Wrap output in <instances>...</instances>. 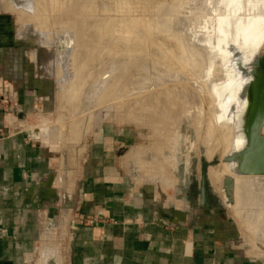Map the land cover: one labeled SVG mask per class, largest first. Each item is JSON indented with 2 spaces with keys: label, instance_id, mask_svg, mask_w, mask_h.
I'll list each match as a JSON object with an SVG mask.
<instances>
[{
  "label": "rangeland",
  "instance_id": "rangeland-1",
  "mask_svg": "<svg viewBox=\"0 0 264 264\" xmlns=\"http://www.w3.org/2000/svg\"><path fill=\"white\" fill-rule=\"evenodd\" d=\"M15 1L22 8V12H24V15L26 14L25 18L28 23V27H30L28 30V34H29V38H32V40L31 39L19 40L16 38V28H17L16 26L18 22L17 19L19 17L18 14L16 15V13L15 14L5 13L2 10H0V15L2 16L5 15L10 20V24H9L10 32L8 38L10 44L12 43L16 45L18 49L22 52V54L25 56L26 61L28 63H31L35 67V70L38 75L37 77H44L45 79L51 82V86L53 88V99L51 105L52 107L49 106L51 109L50 111H47L49 115H45L47 113H45L44 111L41 114L31 111L28 113L30 116L28 120L29 123L28 125H29V129L35 130L37 134V138L42 144L41 145L39 143V145L42 147L43 151L46 150L47 153L46 155L52 159L55 167L56 178L59 171L58 161H56V159L62 158V155L63 156L68 155L69 153L68 148L72 151L71 152L72 154L76 152V158L74 154L75 160H73L72 163L67 161L70 164L68 166L69 167L71 166L70 167L71 169L74 166L73 163L77 162L78 164L77 170L71 171L72 173L68 175L70 180L69 182L71 183L69 190H71L73 179L76 177L78 173V170L82 163V158L84 156V150L86 148L87 142L91 137L92 132L96 130V128L98 129L100 126L110 125L115 128L129 131L132 134V142L134 144L133 145L134 147L126 155V161L130 164V166H132L133 177H138L140 175L139 161L136 158L138 154L134 156V154L137 151L140 153L143 152L146 153L147 151L149 153L154 152V157H151V159L155 158L153 160V163L155 165L158 164L157 161L163 162L162 165L164 167L162 169V172H160L159 169L154 165L152 172L144 173L143 174L144 176L139 177L135 181L136 185L141 186L144 184L145 181L150 182V178L154 176V173L158 171L159 173H161V175H165V178H163L164 176H161L162 178H160V180L158 179L155 182H152L151 180V183L154 184V189L156 190V192L163 191V189L164 190L167 189L169 190L168 193H171L173 191L178 193L180 192L181 185L188 184L192 180H195L196 183L197 181L199 182L200 162L203 161V156H204L207 162H211L213 160L215 161L214 163L215 165L209 166L207 169L208 179L213 187L212 189L215 191V193H217V195L220 198L222 197L223 199L224 195H222L223 193L221 191V185H222V179L226 175L220 177V180H214L213 182V180L210 178V171H214V172L223 171L222 169L224 168V166L221 167V164L225 165V163L222 161V159L226 157L229 153H231V151H233V149L235 148V146H233V142L235 140V130L233 128L234 125L232 124V122L224 118L223 111L220 109V106H216L217 104L216 102H214V97L213 98L210 97L208 91L210 90L211 92L212 86L215 83L219 82L220 79L223 77L222 74L228 73L226 71H229L230 73H233L235 75V73L228 66V62L231 57L230 56L231 53L229 51V46L231 43L235 45L242 52L241 54L245 56V59L247 61H250V59L255 55L259 56L264 54V35L261 36L262 34L259 33L261 29L264 27L263 4H258V5H256L255 3L246 4L244 2L237 4V3H233L235 0H233L231 3H228L230 0H219V1L213 0L214 2L212 1V3L208 5L206 3L199 4V1L197 2L198 4L196 3L195 5L192 4L193 0H87V2L86 0H43L42 8L39 11H37L34 8L33 0H12V2ZM1 5L2 4L0 0V9H1ZM248 11L251 12L248 13ZM250 14L253 15L249 16ZM246 16L250 17V20L248 21L250 25L256 21V23L252 28L253 34L248 35L247 33H245L248 28H246V26H243L245 32L240 30L238 34H235V36H232L231 38H228L229 40L223 42L222 39H224L227 36V34L231 32V29L233 27H239L238 21L244 20L245 18H247ZM148 25L150 28V32L148 31L149 29ZM192 33L197 34L196 35L197 37L196 39L194 38L195 39L194 42L187 43L186 36L187 34H192ZM151 34L154 38H152ZM156 37L159 39H157ZM161 37L165 39L163 40L165 41V43L162 42ZM155 38L159 42H157ZM152 39H154L155 42L152 41ZM221 43L224 44L222 45ZM167 44H170L169 46L171 47H169ZM91 46L92 48H90ZM177 46H179V48H177ZM95 47H96V51H95ZM166 47L167 48L169 47V49H167ZM179 49H181L182 51H179ZM108 55H110L111 57ZM120 55L122 57L123 56L128 57L129 60L120 59L121 61L119 62V60L116 59L114 61L115 59L114 57L115 56L120 57ZM172 56L174 57L177 56V57L173 58L174 59L173 60ZM146 57L147 58L149 57L148 58L149 60ZM106 59L107 61L105 62ZM110 59L111 61L113 60L112 61L114 62L113 65H111L112 62L108 61ZM210 59L214 60V65H215L213 66V68L210 69L211 71L208 70L206 66V61ZM68 61H71L70 65H68ZM116 61L119 64H117ZM122 61L123 63H126L127 61L130 63L133 61L134 62L138 61L137 63H134L135 66L131 64V66L133 65L132 66L133 69L131 67H128L130 66L129 65L130 63L127 62V64H125L127 68H125V65L123 66L124 70L125 69L130 70V68H131L130 71H134V69L136 72L141 70L140 71L141 74L139 73L140 79H137L139 78V76L136 78L137 79L136 83H138L135 85V87L137 86L136 87L137 92H135L136 91L135 87H134L135 90H132V94L131 91L125 89L127 90V92L123 91L124 92L123 94L120 93L122 96L120 95L121 97L118 98L121 99L117 101L118 103L119 101H122V99L123 102H125L124 108L126 112L127 109H129V107H132V109L135 107L139 109L143 108V106H145L146 104V100L151 99L150 94L153 93L154 91L157 92L158 90L161 91V89L164 88L168 89L169 87H172L170 89H172V93L174 94L172 95L165 94V97H163L165 100L161 97L159 101H161L162 103H164L165 101L164 103L165 105H163L164 106L163 108L165 107L167 108L166 105H168L167 110L173 109L172 111H170L172 114L169 115V113H167L168 119H172V118L178 119L174 121L172 120V123L178 124L177 127L179 129H177V131L179 135L178 134L177 135L179 138L177 137V140L180 141L181 143L179 144V146L177 145L176 146L177 148L175 147V149L173 150V152H175L174 154L170 153L169 151L170 145H167V143H165L166 132L164 130H162L157 125H155L156 128H158L155 129L158 131H154L155 132L154 134L153 129L149 127L146 128L144 126L145 124H141L139 126L127 120L124 122L119 121V119L123 117L122 114L125 113L124 112L125 110L123 112L121 110H119V112H116L114 109L115 104H113L112 102L109 103L108 105L105 104L106 106L101 105L102 107L101 106L98 107L99 105H95L93 108H91V110L89 109L90 111L89 112L85 107L87 102L84 101V103H82L81 105L82 109L79 110V113L77 115H74L72 113L73 110H75L76 105L79 103V98L82 97H84V99L89 98L90 88L91 89L94 88L92 90H95V88H97L96 86L98 83L100 84V88L106 85L109 77L112 76L110 73H112L116 65L119 66L116 68L121 69ZM170 61L174 63L177 62L179 66L175 67L177 64H173ZM42 62L45 63L43 64ZM154 62L156 63L157 67H155L156 69H154L152 72V68L154 67L153 64H155ZM76 63L79 66L82 67L84 66L87 69L86 77L83 78V81L81 82L82 84L79 87L80 91L86 89L87 94L83 96H81L80 94L75 95V92L74 93L72 92L73 90L72 78L68 74V71L70 69H73L74 64ZM180 63H181V68L183 67L184 70H187V67H189L188 68L189 72L191 69L193 70L192 73L193 78L191 75L192 71L190 72V74L188 73L191 77V79L190 77H188L190 80H188V78L183 77L186 75L188 76V74H186L188 71L184 72L185 75L184 73H182L181 75L176 74L179 73V71H177V68L178 70L180 69ZM182 63L184 66H182ZM101 64L103 66H101ZM104 64L111 67H104ZM136 64H138V67H136ZM161 64H163L162 65L163 67L161 66ZM168 64L170 66H168ZM140 65L141 67L144 66L142 67V69L144 70L139 69ZM33 66H31V68ZM44 66L47 67L45 68ZM97 66L99 68H97ZM160 67H162V70L160 69ZM165 67L167 68V70H165L166 69ZM170 67L172 70L174 67L176 68V69L174 68L175 71L173 70L175 75L173 74L172 70L170 71ZM108 68H113V69L110 70L111 71L110 72ZM157 68H159L161 71L159 69L157 70ZM119 69H117L118 72L121 71ZM106 70L110 73L107 74ZM128 70L127 72H129ZM155 70L156 72L158 71L157 74L156 72H154ZM55 71H57V73ZM117 71L116 72L113 71L114 73L112 78L114 77L115 73H118ZM159 71L163 73L161 74ZM206 71L208 72L209 75L207 76L209 77L205 76ZM209 71L211 74L209 73ZM136 72H132V73L135 74ZM164 73L165 74L169 73L168 76L170 77L166 76ZM92 74L94 76H92ZM161 75L164 76L161 77ZM130 77H132V75ZM205 77H207V79H205ZM90 78L92 79L94 78V83H92L93 81H91ZM158 78L161 80H159ZM194 78H197V80H192ZM136 79H134V82L136 81ZM177 79L181 82L177 81ZM88 82H90V85L88 84ZM130 82L128 83L129 87L133 85V81ZM125 83L127 84V82ZM92 84H95V86H92ZM185 84L187 85L188 88L186 86H185L186 88L183 87V85ZM192 85L195 87L196 86L198 87L199 85L198 89H196L197 87L196 88L194 87L197 91L193 90L194 88ZM173 87H177V88H173ZM181 88H183L182 89L183 91L185 89L188 90L187 92L189 96H187L186 99L184 98V100L177 99L178 105L174 103L171 104V102H174V100L176 99V96L173 95H175L176 92L178 91L182 92ZM173 90L175 92H173ZM186 90L185 93H187ZM96 91L97 89L94 91V93ZM128 91L130 92V94H128L129 93ZM125 92L127 93L128 97L127 95H125L126 94ZM156 94L157 93H155L154 95ZM132 95L133 96L135 95L134 97L136 98L138 97L137 98L138 100H136L134 97L132 98L131 97ZM125 96L126 99L124 98ZM167 96H169L170 100L172 101L168 99L166 100ZM156 97L158 98L159 96L156 95ZM194 98H195V102L197 99L198 103L197 102L196 103L198 105L194 103ZM63 99L65 101V104H67L66 107L62 104ZM134 101H138V102H136L135 104ZM12 103L13 102H11V104H6L7 110H9L10 105L13 106ZM181 103L184 106L181 105ZM189 103L190 104L192 103L190 106L197 105L198 107L197 106L195 107L197 110L195 111L188 110L189 105L187 104ZM174 106H176V111L174 110L175 109ZM156 107L157 106H153L155 110L160 109L159 106L157 107V109ZM177 109L178 110L182 109L183 111L184 109H187L185 111L187 114L190 113L189 117H184L180 115L178 116L179 113L177 112ZM8 112L10 113V111ZM42 118H45L47 120V123L45 125H42L43 127L40 125ZM76 120H80L79 127H77L78 129L74 128L73 126L74 125L73 123L76 122ZM207 124L213 125L212 127L213 128L215 127L217 129V131L215 129V133H214L216 135H213L214 137H212L214 140L217 137V135L218 136L220 135L219 133L224 129V127L229 131L228 132L225 129L223 130L224 132H221L223 135L222 134H221L222 136L220 135L221 138L224 137V135L225 136L229 135L228 149L225 150L224 142H220L218 143V145L214 144L213 141L205 142L208 141L207 139L209 134ZM194 128L196 129L198 128L200 130L199 132L200 133L202 132V136H204L203 143L199 142L198 138L196 137L197 136L195 132L196 130ZM202 128L203 130L201 131ZM48 129H49L48 132L49 134H47L45 138L46 140L44 139L47 143L49 142L52 143V141L55 140L54 142L63 141L65 144L69 143L70 145H67V148L64 151L62 148H59L60 150H54V152L52 153L49 147L46 144H44L40 138L42 132ZM262 129H264V126ZM84 131L85 132L87 131V133H85ZM199 132H197L198 135L200 134ZM84 133L85 136L83 135ZM262 134H264V131H262ZM196 138L198 141L196 140ZM69 139L71 141H68ZM186 146H190L189 147L190 150H188L187 149L188 147ZM222 147L224 150L222 149ZM155 155L157 157H155ZM77 158L78 161H76ZM165 160L167 162H164ZM171 164L173 165V167L171 166ZM130 166L127 168H130ZM69 169L66 170L65 172L68 173L70 171ZM164 169L165 171H163ZM60 170L62 172V169ZM177 182H178V186L175 188ZM155 196H158V193H156ZM233 205L221 209L219 211V215H221L222 217H226L227 223H230V225L235 226L236 237H237V242H236L237 248L244 251V253L248 257H255L256 259H260L258 261L264 263V243H263L264 240L262 239L264 236V215L262 218L263 220L261 219L258 222H256V220H253L255 219L254 217H256L259 214L260 211L251 207V203H248L247 201L246 204L247 208L246 206L243 207L240 216L236 217L237 215L234 216L235 211L233 210L234 209ZM249 205L251 209L248 207ZM252 211L254 215L252 214ZM253 234L255 236H253ZM53 237H55V235H53ZM251 238H253V240ZM248 243L250 244L254 243L253 245L251 244L254 248Z\"/></svg>",
  "mask_w": 264,
  "mask_h": 264
},
{
  "label": "crops",
  "instance_id": "crops-1",
  "mask_svg": "<svg viewBox=\"0 0 264 264\" xmlns=\"http://www.w3.org/2000/svg\"><path fill=\"white\" fill-rule=\"evenodd\" d=\"M9 24L0 15V83L15 88L16 99L7 110L0 95V264H36L48 252L49 264H264L237 248L235 226L198 198L136 185L129 131L96 128L71 190L77 163L56 178L28 125L31 111L49 115L53 88L10 44Z\"/></svg>",
  "mask_w": 264,
  "mask_h": 264
},
{
  "label": "bare ground",
  "instance_id": "bare-ground-1",
  "mask_svg": "<svg viewBox=\"0 0 264 264\" xmlns=\"http://www.w3.org/2000/svg\"><path fill=\"white\" fill-rule=\"evenodd\" d=\"M43 0H33V3H34V8H35V10H37V11H39L41 8H42V6H43V2H42ZM199 1V4L201 3H206L207 5L208 4H211L212 3V1L213 0H193L192 1V4H195L196 5V3ZM219 1V0H218ZM233 0H230L228 3H231ZM42 2V3H41ZM46 2V1H45ZM86 2H87V0H86ZM214 2V1H213ZM241 2H244V3H246V4H250V3H255L256 5H258V4H263L264 5V0H235L233 3H241ZM1 9L0 10H2L3 12H5V13H10V14H15L16 13V15L18 14V22H17V28H16V38L17 39H25V40H32V38H29V34H28V30H29V28L30 27H28V23H27V21H26V18H25V16H26V14L24 15V12H22V8L20 7V5L19 4H17L16 3V1L15 2H12V0H1ZM198 4V3H197ZM203 4V5H204ZM46 6V5H45ZM206 6V5H205ZM119 7V6H118ZM123 9V8H122ZM97 10V9H96ZM28 11V10H27ZM58 11V10H57ZM168 11V10H167ZM152 12V11H151ZM63 13V12H62ZM74 13V12H73ZM112 14V13H111ZM30 15V14H29ZM34 15V14H33ZM114 15V14H113ZM251 15H253V14H251ZM250 15V16H251ZM74 16V15H73ZM81 16V15H80ZM122 16V15H121ZM28 17V16H27ZM36 17V16H35ZM30 21V20H29ZM145 21V20H144ZM74 23V22H73ZM175 23V22H174ZM16 25V24H15ZM89 25V24H88ZM32 26V25H31ZM178 26V25H177ZM128 27V26H127ZM148 28H149V25H148ZM147 28V29H148ZM115 30H117V29H115ZM154 30V29H153ZM235 30V27H233L232 29H231V32H229V34H227V36L224 38V39H222V41L223 42H226V40H229L228 38H231L232 36H235V34H238L236 31H234ZM63 31V30H62ZM148 31L150 32V28L148 29ZM144 33V32H143ZM148 34V33H147ZM261 36H263L264 35V29L262 30V32H261ZM118 35V34H117ZM125 35V34H124ZM130 35V34H129ZM132 35H133V33H132ZM138 35V34H137ZM190 35V36H189ZM197 34H187V43H190V42H194L195 41V39H196V36ZM135 36V35H134ZM133 36V37H134ZM151 36H152V34H151ZM152 38H154L153 36H152ZM157 38V37H156ZM156 38H155V40H156ZM162 38V37H161ZM163 38H164V36H163ZM162 38V42H164L165 43V41H163V40H165V39H163ZM168 38V37H167ZM166 38V39H167ZM195 38V39H194ZM34 39V38H33ZM157 39H159V38H157ZM151 40V39H150ZM155 40L154 39H152V41H154L155 42ZM161 40V39H160ZM168 40V39H167ZM157 41V40H156ZM169 41V40H168ZM170 41H171V39H170ZM99 42H100V40H99ZM157 42H159V41H157ZM161 42V41H160ZM161 42V43H162ZM98 43V42H97ZM222 44V43H221ZM224 44V43H223ZM222 44V45H223ZM168 46L170 45V44H167ZM174 45V44H173ZM177 45V44H176ZM164 46V45H163ZM73 47V46H72ZM139 47V46H138ZM151 47V46H150ZM169 47H171V46H169ZM169 47L167 48V49H169ZM174 47V46H173ZM79 48V47H78ZM88 48V47H87ZM90 48H92V46L90 47ZM177 48H179V46H177ZM100 49V48H99ZM98 49V50H99ZM186 49V48H185ZM203 49H205V48H203ZM203 49H201V50H203ZM95 51H96V47H95ZM117 51V50H116ZM179 51H182L181 49H179ZM180 53V52H179ZM111 54V53H110ZM73 55V54H72ZM99 55H100V53H99ZM172 55V54H171ZM181 55V54H180ZM108 56H110V55H108ZM107 56V57H108ZM175 56V55H174ZM174 56H172V59L173 58H176V57H174ZM178 56H179V54H178ZM93 57V56H92ZM106 57V58H107ZM111 57V56H110ZM143 57V56H142ZM115 59H114V61L116 60V59H118L119 60V62L121 61V60H123V59H125V60H127L128 59V57H125V56H121L120 55V57H118V56H115L114 57ZM144 58V57H143ZM147 58V57H146ZM149 58V57H148ZM147 58V59H148ZM121 59V60H120ZM131 59V58H130ZM140 59V58H139ZM145 59V58H144ZM178 59H179V57H178ZM181 59V58H180ZM92 60H94V59H92ZM117 60V61H118ZM125 60H124V62H125ZM129 60V59H128ZM132 60H134V59H132ZM136 60V59H135ZM149 60V59H148ZM174 60V59H173ZM177 60V59H176ZM182 60V59H181ZM107 61V59L105 60V62ZM108 61H110V62H112L111 61V59L110 60H108ZM116 61V62H117ZM144 61H146V60H144ZM172 61V60H171ZM170 61V62H171ZM109 62V63H110ZM115 62V63H116ZM128 62V61H127ZM127 62L126 63H123V61L121 62V69H119V68H116V67H119V66H117L116 65V71H117V69H119V70H121V71H117L118 73H115V75H114V77L112 78V76H113V73L114 72H116L115 71V68L113 69V68H108V70L110 71V70H112L113 69V71H112V73H110V72H108L107 70V74H111L112 76H110L109 77V79H108V81H107V83H106V85H104V86H102V88H100V84L98 85L96 82V84H97V88H95V90L97 89V91H98V89H99V91L97 92H95L94 93V91L95 90H92V89H94V88H90V90H89V94H90V96H89V98H87V99H84V97H82V98H79V103L76 105V107H75V110H73V114L74 115H77L78 113H79V110L80 109H82V103H84V101H86L87 102V104H86V109L89 111V109L91 110V108H93L95 105H99L98 107H100L101 105H104V106H106V105H108L109 103H113V104H115V111L116 112H119V110H121L122 112L125 110V108H124V104H125V102H123V99H122V101H119V103L117 102L118 100H121V99H118L119 97H121L122 95L120 94V93H124L123 91H126L127 92V90H129V91H131V94H132V90H135V88L137 87H135V85L136 84H138V83H136L137 82V79H140V76H139V73L141 74V70L140 71H135V69H134V71H130L131 70V68L133 69V65H134V63H137L136 61L134 62H128V63H130L129 65L130 66H128V67H131L130 68V70H128V69H123V66L125 65V64H127ZM176 62V61H175ZM183 62V61H182ZM43 63V62H42ZM45 63V62H44ZM43 63V64H44ZM93 63V62H92ZM101 63V62H100ZM108 63V64H109ZM113 63L114 62H112V64L111 65H113ZM122 63H123V65H122ZM155 63V62H154ZM171 63H173V64H177V62L176 63H174V62H171ZM71 64V61H68V65H70ZM106 64V63H105ZM104 64V67H111V66H107V65H105ZM117 64H119L118 62H117ZM131 64H133L132 66H131ZM139 64V63H138ZM138 64H136V67H138ZM141 64V63H140ZM159 64V63H158ZM170 64V63H169ZM168 64V66H170ZM142 65H144V64H142ZM156 65V63L155 64H153V68H152V72H153V70L154 69H156L155 67H157V65ZM160 65V64H159ZM163 64H161V66H162ZM101 66H103L102 64H101ZM100 66V67H101ZM135 66V65H134ZM165 66V65H164ZM175 66V65H174ZM177 66H179L178 64L175 66V67H177ZM182 66H184L183 65V63H182ZM206 66H207V68H208V70H210L211 68H213V66H215L214 65V60L213 59H210V60H207L206 61ZM45 67V66H44ZM47 67V66H46ZM45 67V68H46ZM74 67H75V69H74ZM74 67H73V69H70L69 71H68V74H69V76L72 78V92L74 93L75 92V95L76 94H80L81 96H83V95H85V94H87V92H86V89H83V91H80L79 90V87H80V85L82 84L81 82L83 81V78H85L86 77V71H87V69L83 66H79L77 63L76 64H74ZM136 67H134V68H136ZM142 67H144V66H142ZM142 67H141V65H140V68L139 69H142ZM163 67V66H162ZM162 67H160V69L162 70ZM167 67V66H166ZM165 67V68H166ZM171 67H173V66H171ZM171 67H170V71L172 70L171 69ZM174 67V68H175ZM187 67V66H186ZM185 67V68H186ZM97 68H99L98 66H97ZM125 68H127L126 67V65H125ZM173 68V70L175 71V69ZM188 68L189 67H187V70H184L183 69V67L181 68V63H180V69L178 70V68H177V71H179V73H176V74H182V73H184V72H186V71H188L186 74H190V72H191V75H192V78H193V70L191 69L190 70V72H189V70H188ZM191 68V67H190ZM192 68H193V65H192ZM102 69H103V67H102ZM105 69V68H104ZM138 69V70H139ZM159 68H157V70H158ZM159 69V70H160ZM43 70V69H42ZM56 70V69H55ZM127 70L129 71V72H127ZM142 70H144V69H142ZM160 70V71H161ZM165 70H167V68L165 69ZM172 70V71H173ZM207 70V69H206ZM46 71V70H45ZM159 71V72H160ZM163 71H164V69H163ZM169 71V72H170ZM174 71H173V74H174ZM176 71V72H177ZM211 71V70H210ZM210 71H209V73H210ZM56 73H57V71H55ZM132 72H136L135 74H133ZM154 72H156V70L154 71ZM158 72V71H157ZM157 72H156V74H157ZM194 72H195V69H194ZM217 72V71H216ZM226 72H228V73H225V74H222L223 75V77L220 79V81L219 82H217V83H215L213 86H212V89H211V92H210V90L208 91V93H209V96L210 97H214V102H216V106H220V109L223 111V115H224V106H225V104L227 103H231L232 102V100L234 99V96H235V90L232 88V89H230V87L232 86V84H233V80H234V77H235V75L233 74V73H230L229 71H226ZM49 73V72H48ZM55 73V74H56ZM161 74L163 73V72H160ZM165 73H166V71H165ZM164 73V74H165ZM218 73V72H217ZM124 74H125V76H124ZM155 74V73H154ZM159 74V73H158ZM168 74L169 73H167V74H165L166 76H168ZM171 74H172V72H171ZM188 74V76L186 77V76H183V77H185V78H188V77H190V75ZM195 74V73H194ZM211 74V73H210ZM132 75V77H130ZM160 75V74H159ZM175 75V74H174ZM184 75H185V73H184ZM207 75H209L208 74V72L206 71V74H205V76H207ZM221 75V76H222ZM92 76H94L93 74H92ZM99 76V75H98ZM101 76H102V74H101ZM139 76V78H137ZM164 76V75H163ZM162 75H161V77H163ZM172 76V75H171ZM177 76V75H176ZM152 77V76H151ZM168 77H170V76H168ZM207 77H209V76H207ZM207 77H205V79H207ZM102 78H103V76H102ZM137 78V79H136ZM167 78V77H166ZM174 78V77H173ZM91 79V81H93L92 83H94V78L92 79V78H90ZM134 79H136V81L134 82ZM159 79V78H158ZM163 79V78H162ZM172 79V78H171ZM190 79H191V77H190ZM189 78H188V80H190ZM204 79V80H205ZM104 80V79H103ZM133 81V85L131 86V87H129V85H128V83L130 82V81ZM154 80V79H153ZM159 80H161V79H159ZM192 80H197V78H194V79H192ZM191 80V81H192ZM84 81H86V80H84ZM88 81V80H87ZM90 81V82H91ZM173 81H174V79H173ZM177 81H179L178 79H177ZM187 81V80H186ZM90 82H88V84L90 85ZM125 82H127V84L125 83ZM179 82H181V81H179ZM197 82V81H196ZM104 83V82H103ZM131 83V82H130ZM176 83V82H175ZM187 83H189V82H187ZM85 84V83H84ZM105 84V83H104ZM125 84V85H124ZM132 84V83H131ZM163 84V83H162ZM165 84V83H164ZM126 85H128V86H126ZM160 85V84H159ZM92 86H95V84H92ZM91 86V87H92ZM126 86V87H125ZM157 86V85H156ZM162 86V85H161ZM172 86V85H171ZM175 86V85H174ZM179 86V85H178ZM181 86V85H180ZM187 87V85L185 84V85H183V87ZM193 86V85H192ZM135 87V88H134ZM140 87V86H139ZM185 87V88H186ZM195 86H193V88H194ZM197 87V86H196ZM195 87V88H196ZM203 87V86H202ZM170 88H172V87H169L168 89L166 88H164V89H161V91L160 90H158V91H160V92H155V93H157L156 95H158L159 97L157 98L156 97V95H154L153 93H151V94H153V95H151L150 94V96H151V99L149 100V99H147L146 100V104H145V106H143V108H141V109H139V108H137V107H135V108H133L132 109V107H129V109H127V112H126V110L124 111L125 113H123L122 115H123V117H121V119H119V121H129V122H132V123H134V124H136V125H141V124H145L144 126L146 127V128H151V129H153V132L154 131H158V130H156V129H158V128H156V126L155 125H157L159 128H161L162 130H164L165 132H166V136H165V139H166V141H165V143H167V145H170V153H172V154H174L175 152H173V150L175 149V147L178 145L179 146V144H181L180 143V141H178L177 140V137H178V131H177V129H179L177 126H178V124H174V123H172V120L174 121V120H178L177 118H172V119H168L167 118V113H169V115L170 114H172L170 111H172V110H170V109H168L167 110V108H168V105H166L167 106V108L165 109V108H163L164 106L163 105H165L164 103H165V101H164V103H162L161 101H159L160 100V98L162 97H165V94H167V95H172V94H174V93H172V89H170ZM173 88H177V87H173ZM180 88V87H179ZM184 88V89H185ZM188 88V87H187ZM193 89V90H196V89H198L199 88V85H198V87L196 88V89ZM81 89V88H80ZM125 89H127V90H125ZM183 88H181V91L183 92H176V94L175 95H173V96H176V99L174 100V102H171V104H176V105H178L177 104V99L178 100H184V98L186 99L187 98V96H189L188 95V90H186V92L187 93H185V90L183 91L182 90ZM11 90L13 91V89H12V87H11ZM155 90V89H154ZM128 91V92H129ZM197 91V90H196ZM201 91V90H200ZM229 92V93H227L226 95H225V92ZM125 92V93H126ZM134 92V91H133ZM135 92H137V88H136V91ZM134 92V93H135ZM173 92H175L174 90H173ZM144 93V92H143ZM128 94H130V92L128 93ZM160 94V95H159ZM200 94V93H199ZM121 95V96H120ZM125 95H127V93L125 94ZM136 95V94H135ZM134 95V96H135ZM133 95L131 96L132 98L134 97ZM137 96V95H136ZM149 96V95H148ZM202 96H203V94H202ZM207 96V95H206ZM88 97V96H87ZM127 97H128V95H127ZM125 99H126V96L124 97ZM136 100H138L136 97H134ZM172 98V97H171ZM128 99V98H127ZM130 99V98H129ZM164 99V98H163ZM170 100V98H169V96H167V98H166V100ZM208 99V98H207ZM132 100V99H131ZM165 100V99H164ZM193 100V99H192ZM199 100V99H198ZM203 100V99H202ZM210 100H211V98H210ZM213 100V99H212ZM156 101H158V102H156ZM170 101H172V100H170ZM136 102H138V101H134V103L136 104ZM179 102V101H178ZM196 102L198 103V101H197V99H196ZM195 102V98H194V103H196ZM162 103V104H161ZM168 103H169V101H168ZM196 103V104H197ZM207 103H208V101H207ZM65 107L67 106V104H65V101H64V99H63V103H62ZM106 104V105H105ZM130 104V103H129ZM192 104V103H191ZM190 103L189 104H187V105H189L188 106V110H197L195 107L198 105H192V106H190L191 105ZM126 105H127V102H126ZM131 105V104H130ZM129 105V106H130ZM170 105V104H169ZM181 105H183L182 103H181ZM153 106H159V110L157 109V107H156V109L157 110H155V108H153ZM184 106V105H183ZM102 107V106H101ZM134 107V106H133ZM175 107V111H176V106H174ZM182 107V106H181ZM198 107V106H197ZM96 108V107H95ZM94 108V109H95ZM85 110V109H84ZM185 110H187V109H184V111L181 109V110H178L177 109V112L179 113L178 114V116L180 115V116H184V117H189V114L190 113H186V111ZM193 111V112H194ZM87 112V111H86ZM90 112V111H89ZM92 112H93V109H92ZM114 112V111H113ZM157 112H159V113H157ZM164 113H166V114H164ZM208 113V112H207ZM206 113V114H207ZM116 114H118V113H116ZM115 114V115H116ZM194 114V113H193ZM81 115H83V114H81ZM91 115V114H90ZM121 115V116H122ZM54 116V115H53ZM79 116H80V114H79ZM195 116V115H194ZM206 116V115H205ZM204 116V117H205ZM76 117H78V116H76ZM75 117V118H76ZM160 117V118H159ZM203 117V116H202ZM211 117V116H210ZM157 118H158V120H157ZM169 118H170V116H169ZM179 118H181V117H179ZM200 118V117H199ZM71 119H72V117H71ZM42 121H41V123H40V125L42 126V125H45L46 123H47V120L45 119V118H42L41 119ZM69 120V119H68ZM67 120V121H68ZM194 120H195V118H194ZM204 120V119H203ZM206 120V119H205ZM66 121V122H67ZM79 121L80 120H76V122H74L73 124V126H74V128H76V129H78L77 127H79ZM196 121H197V119H196ZM144 122V123H143ZM201 122H203V121H201ZM205 122V121H204ZM209 122H210V120H209ZM63 123V122H62ZM82 123V122H81ZM90 123V122H89ZM192 123V122H191ZM190 123V124H191ZM7 124L8 125H11L12 124V121L8 118L7 119ZM173 124V125H172ZM212 124V123H211ZM233 124V123H232ZM62 125V124H61ZM197 125V124H196ZM200 125V124H199ZM199 125H198V128H199ZM234 125V124H233ZM64 126V125H63ZM207 128H208V141H205V142H211V141H213L214 142V144H217L218 145V143H220V142H224V144H225V150L226 149H228L229 148V144H228V142H229V135H224V137H222L221 138V136L223 135L221 132H224L223 130H225L226 128L224 127V129L220 132L219 130V134L221 135H219L220 136V138H219V136L217 135V137L215 138V140L212 138V137H214L213 135H216V134H214L215 133V127L213 128L212 126L213 125H210V124H207ZM43 127V126H42ZM66 127H67V125H66ZM72 127V126H71ZM86 127V126H85ZM193 127V126H192ZM197 127V126H196ZM88 128V127H87ZM92 128V127H91ZM143 128V127H142ZM156 128V129H155ZM197 128V129H198ZM201 128V127H200ZM233 128H234V130H235V127L233 126ZM80 129H82V128H80ZM151 129H149V130H151ZM195 130V132H196V134H197V138H198V140H199V142H201V143H203L204 141H203V138H204V136H202V132L200 133L199 131V129H198V131H197V129L196 128H194ZM221 129V128H220ZM64 130V129H63ZM203 130V128L201 129V131ZM207 130V129H206ZM227 130V129H226ZM216 131H217V129H216ZM228 131V130H227ZM262 131H264V129H262ZM49 132V129L48 130H46V131H44V132H42V134H41V136H40V138H41V141L44 143V144H46L48 147H49V149H50V151L53 153L54 152V150H60L59 148H62L63 149V151L67 148V145H70L69 143H67V144H65L63 141H61V142H59V141H56V142H54V141H52V143H47L45 140V138H46V136H47V134H49L48 133ZM81 132V131H80ZM79 132V133H80ZM85 132V131H84ZM197 132H199L200 134L198 135V133ZM229 132V131H228ZM85 133H87V131L85 132ZM85 133L83 134L84 136H85ZM153 134V133H152ZM154 134H155V132H154ZM178 134V135H177ZM218 134V133H217ZM229 134V133H228ZM157 135V134H156ZM187 135V134H186ZM211 135V136H210ZM74 136V135H73ZM161 136V135H160ZM49 137V136H48ZM47 137V138H48ZM59 137V136H58ZM179 138V137H178ZM197 138H196V140H197ZM210 138V139H209ZM218 138V139H217ZM45 139V140H44ZM50 139V138H49ZM79 139H80V137H79ZM151 139V138H150ZM149 139V140H150ZM221 139V140H220ZM197 140V141H198ZM68 141H71L70 139L68 140ZM79 141V140H78ZM83 141V140H82ZM159 141V140H158ZM63 142V143H62ZM212 142V143H213ZM72 143V142H71ZM76 143V142H75ZM80 143H82V142H80ZM189 143V142H188ZM64 144H65V146H64ZM78 144V143H77ZM183 144V143H182ZM210 144V143H209ZM155 145V144H154ZM190 145V144H189ZM220 145V144H219ZM53 146V147H52ZM76 146V145H75ZM192 146V145H191ZM203 146V145H202ZM212 146V145H211ZM216 146V145H215ZM221 146V145H220ZM224 146V145H223ZM233 146H235V140H234V142H233ZM186 147H188L187 149L188 150H190L189 149V147L190 146H186ZM210 147V146H209ZM217 147V146H216ZM219 147V146H218ZM55 148V149H54ZM177 148V147H176ZM194 149V148H193ZM209 149V148H208ZM222 149H223V147H222ZM74 150V149H73ZM224 150V149H223ZM68 151H69V153H68V155H66V156H63L62 154V158H60V159H56V161H58V166H59V171H58V173H59V179H63V180H65L66 178H67V175H68V173L67 172H65L66 170H68L70 167L68 166V165H70L67 161H69L70 163H72V161L73 160H75V158H76V152L75 153H71L72 151L68 148ZM133 151V150H132ZM154 151V150H153ZM187 151V150H186ZM213 151V150H212ZM224 152V151H223ZM222 152V153H223ZM135 153V152H134ZM156 153V152H155ZM164 153V152H163ZM207 153V152H206ZM210 153V152H209ZM221 153V152H220ZM65 154V153H64ZM74 154H75V158H74ZM138 154V156H136ZM157 155V154H156ZM155 155V157H157ZM188 155V154H187ZM224 155V154H223ZM134 156H136V158L138 159V161H139V167H140V177L141 176H144L143 174L144 173H150V172H152V169L154 168V163H153V160L155 159V158H152L151 159V157H154V152L152 153H149L148 151L146 152V153H140V152H136L135 154H134ZM164 156V155H163ZM184 156H186V155H184ZM188 158V157H187ZM78 159V158H77ZM221 159V158H220ZM158 162V164H156L155 166L159 169V171L160 172H162V169H163V165H162V163L163 162H161V161H157ZM164 162H167L166 160L164 161ZM77 163V162H76ZM74 164V163H73ZM73 166V165H72ZM75 166V165H74ZM171 166L173 167V165L171 164ZM222 166H224V168L222 169L223 171H221V172H214V171H210V178L213 180V182H214V180H220V177H222V176H230V177H232L233 178V180H234V184H235V186H234V205H233V210L235 211V215L234 216H236V217H239L240 216V214H241V211H242V209H243V207H245L246 206V208H247V201H248V203H251V207H253L254 209H256V210H259L260 212H259V214L256 216V217H254L255 219H253V220H256V222H258V221H260L262 218H263V215H264V177L263 178H260V177H242V176H238V175H233L232 174V166L231 165H229V164H226L225 163V165L223 164H221V167ZM220 167V166H219ZM74 168V167H73ZM60 169H62V172H61V170ZM174 169V168H173ZM70 170V169H69ZM170 170V169H169ZM163 171H165V169L163 170ZM220 171V170H219ZM158 172V171H157ZM157 172L156 173H154V176H152L151 178H150V182H151V180H152V182H155L156 180H160V178H162L161 176H164L163 178H165V175H161V173H159L158 172V174H157ZM142 173V174H141ZM166 173V172H165ZM61 174H62V176H61ZM70 174V173H69ZM146 176H147V174H146ZM149 176V175H148ZM225 176V177H226ZM167 177V176H166ZM148 180V179H147ZM63 182V181H62ZM138 182H140V181H138ZM59 183V182H58ZM64 184H65V182H64ZM218 184V183H217ZM161 185V184H160ZM63 186H67L66 184L65 185H63ZM156 186V185H155ZM58 187H59V185H58ZM68 187V186H67ZM61 188V187H60ZM65 188V187H64ZM69 188V187H68ZM161 189H163V188H161ZM170 189V188H169ZM164 190V189H163ZM156 193V192H155ZM223 195V194H222ZM157 198V197H156ZM248 199V200H247ZM249 208H250V205L248 206ZM245 208V209H246ZM251 209V208H250ZM249 209V210H250ZM232 211V210H231ZM252 214L254 215V213H253V211H252ZM251 214V215H252ZM233 215V214H232ZM233 216V217H234ZM235 217V218H236ZM251 219H252V216H251ZM263 220V219H262ZM255 222V223H256ZM254 223V222H253ZM62 226V225H61ZM55 230V229H54ZM52 231L51 230V233H52V235H49V238H55V237H53V235H57V233H55V231ZM251 233V232H250ZM249 234V233H248ZM258 234V233H257ZM259 234H261V233H259ZM243 235V234H242ZM253 236H255L254 234H253ZM252 236V237H253ZM261 236V235H260ZM48 238V237H47ZM243 238V237H242ZM252 240H253V238H251ZM258 239H259V236H258ZM263 240H264V236H263V238H262ZM54 240V239H53ZM52 240V241H53ZM56 240V239H55ZM54 240V241H55ZM262 240V241H263ZM255 241H256V238H255ZM51 242V241H50ZM247 242V241H246ZM249 242H250V240H249ZM52 243V242H51ZM264 243V242H263ZM53 244V243H52ZM57 243H55V245H56ZM248 244H250V243H248ZM252 244V243H251ZM250 244V245H251ZM254 244V243H253ZM252 244V245H253ZM251 245V246H252ZM60 247V246H59ZM253 247V246H252ZM254 248V247H253ZM58 250H59V248H58ZM60 253V252H59ZM49 254V252L48 253H41L40 254V256H39V258H38V260H37V262H36V264H49V262H50V260H51V257L48 255ZM60 257H61V255H60ZM61 260V259H60ZM34 262H35V260H34Z\"/></svg>",
  "mask_w": 264,
  "mask_h": 264
},
{
  "label": "water",
  "instance_id": "water-1",
  "mask_svg": "<svg viewBox=\"0 0 264 264\" xmlns=\"http://www.w3.org/2000/svg\"><path fill=\"white\" fill-rule=\"evenodd\" d=\"M228 66L235 73L233 84L235 96L224 106V118L235 127V148L222 159L232 166V174L242 177H264V54L245 59L232 43L229 46ZM229 93L225 92V95ZM210 162H208L209 165ZM203 195V179L200 181ZM221 191L224 208L234 204V180L222 179ZM202 201V200H201Z\"/></svg>",
  "mask_w": 264,
  "mask_h": 264
},
{
  "label": "flooded vegetation",
  "instance_id": "flooded-vegetation-1",
  "mask_svg": "<svg viewBox=\"0 0 264 264\" xmlns=\"http://www.w3.org/2000/svg\"><path fill=\"white\" fill-rule=\"evenodd\" d=\"M264 6V5H263ZM251 11H248L250 13ZM251 15V14H250ZM249 15V16H250ZM246 16L242 21H238L239 27H235V30L237 33L243 29V26H246L248 28L245 33L248 35L253 34V26L256 23V21L253 24H249L250 17ZM248 22V23H247ZM244 23V24H243ZM242 28V29H241ZM264 27L261 29L259 33L262 32ZM241 31V32H242ZM250 31V32H249ZM215 161H211L208 165V162L206 161L205 157L203 156V161L200 162V177H199V184L196 183L195 180L190 181L188 184L181 185L180 191L182 192V196L188 201L191 202L194 198H198L201 202V205L205 208L217 210L220 211L223 209L222 200L221 198L215 193V191L212 189V185L208 179L207 169L209 166H214ZM191 176V175H190ZM201 178L203 179V195L200 193V181ZM202 200V201H201Z\"/></svg>",
  "mask_w": 264,
  "mask_h": 264
},
{
  "label": "built area",
  "instance_id": "built-area-1",
  "mask_svg": "<svg viewBox=\"0 0 264 264\" xmlns=\"http://www.w3.org/2000/svg\"><path fill=\"white\" fill-rule=\"evenodd\" d=\"M0 95H6V102H14L15 99V88H13V91L11 90V87H7L5 83H0Z\"/></svg>",
  "mask_w": 264,
  "mask_h": 264
}]
</instances>
